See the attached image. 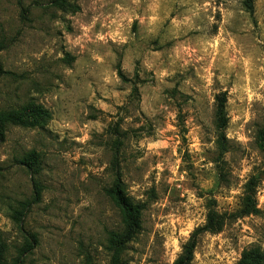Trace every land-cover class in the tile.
Returning a JSON list of instances; mask_svg holds the SVG:
<instances>
[{
  "label": "rangeland",
  "instance_id": "obj_1",
  "mask_svg": "<svg viewBox=\"0 0 264 264\" xmlns=\"http://www.w3.org/2000/svg\"><path fill=\"white\" fill-rule=\"evenodd\" d=\"M252 4L0 0V264H112L117 180L142 206L122 264H173L209 209L225 223L190 264H264V0Z\"/></svg>",
  "mask_w": 264,
  "mask_h": 264
},
{
  "label": "trees",
  "instance_id": "obj_2",
  "mask_svg": "<svg viewBox=\"0 0 264 264\" xmlns=\"http://www.w3.org/2000/svg\"><path fill=\"white\" fill-rule=\"evenodd\" d=\"M59 1L63 0H54V3ZM252 1L253 0H245V7L250 13L253 12ZM3 73L4 71L2 70V66L0 64V75ZM224 102L225 94L222 93L217 106V119L218 123L222 127H224L226 124V118L224 115ZM31 160L32 159L30 156L24 160L28 167L31 166ZM221 177L225 178V174L222 173ZM255 182V178H251L246 184V197L243 203L244 208L241 210L242 214H248L250 211L249 209H251L253 206L252 195L255 191ZM106 192L123 211V230L121 232H114L108 240L109 248L113 253L112 264H122L120 260L121 254L126 246V243L131 239L136 228L139 227L142 206L138 203H135L128 195L124 194L119 180H117L111 188L106 190ZM224 223L225 218L222 216V214L217 213L213 209H209L205 222L202 225L194 228V230L190 233L187 241L182 245L180 254L174 260L173 264H190L200 237L205 233L219 232L222 229ZM3 250L4 246L0 243V258ZM254 258L260 259V255L254 254Z\"/></svg>",
  "mask_w": 264,
  "mask_h": 264
}]
</instances>
